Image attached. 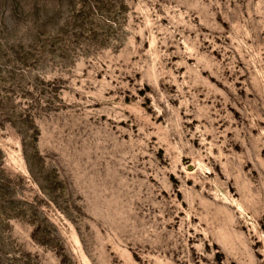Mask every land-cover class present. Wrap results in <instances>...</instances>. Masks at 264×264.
I'll use <instances>...</instances> for the list:
<instances>
[{
	"label": "rangeland",
	"instance_id": "1",
	"mask_svg": "<svg viewBox=\"0 0 264 264\" xmlns=\"http://www.w3.org/2000/svg\"><path fill=\"white\" fill-rule=\"evenodd\" d=\"M0 264H264V0H0Z\"/></svg>",
	"mask_w": 264,
	"mask_h": 264
}]
</instances>
